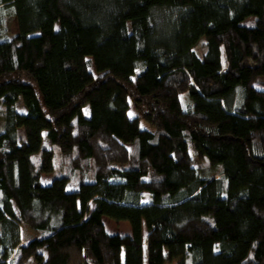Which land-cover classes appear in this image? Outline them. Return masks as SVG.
<instances>
[{
  "label": "trees",
  "instance_id": "trees-1",
  "mask_svg": "<svg viewBox=\"0 0 264 264\" xmlns=\"http://www.w3.org/2000/svg\"><path fill=\"white\" fill-rule=\"evenodd\" d=\"M263 67L264 0H0V264H264Z\"/></svg>",
  "mask_w": 264,
  "mask_h": 264
},
{
  "label": "rangeland",
  "instance_id": "rangeland-1",
  "mask_svg": "<svg viewBox=\"0 0 264 264\" xmlns=\"http://www.w3.org/2000/svg\"><path fill=\"white\" fill-rule=\"evenodd\" d=\"M6 22H7V25H8L7 29H8V33L9 34L15 33L18 30L17 21H16L15 17L13 16V12H12V9L10 7L6 11ZM195 49L198 51V53L200 55L203 54L204 50H203V47L200 44L196 45ZM94 73L97 75L96 72H94ZM259 73L260 74L257 76V79L255 81V85L257 87H259V88H264V69H261L259 71ZM21 103H22V101L20 100L18 102L19 106L21 105ZM85 113L87 115H89V107L88 106H85ZM129 113L131 115H137L138 114V110L134 106V104L132 103L131 100H130ZM222 113L225 114L223 109H222ZM140 125L143 126V127L149 128V129H153L154 128V126L152 124H150L149 122H147L143 118H140ZM21 136L23 138L25 137V134H24L22 129H21ZM44 136H45V132H44ZM44 144L45 145L48 144L47 140H45ZM195 165L196 166H200V162L197 159H196ZM52 178H53V174H45V173L42 174V181L45 182V183L49 182ZM148 200H149V192L148 191H144L143 201L147 202ZM104 223H105V226H106L107 230L110 233L118 232V233H121V234H125V233H130L131 232V226H130V223L127 220H116V219L110 218L108 216H105ZM20 230H21V243H26L29 240H31L32 238L37 236L35 230L29 224H27L26 222H23V221L21 222ZM170 264H178V262L174 260Z\"/></svg>",
  "mask_w": 264,
  "mask_h": 264
}]
</instances>
